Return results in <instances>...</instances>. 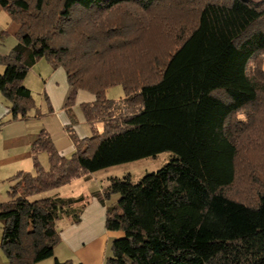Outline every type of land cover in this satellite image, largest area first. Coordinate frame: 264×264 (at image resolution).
Instances as JSON below:
<instances>
[{
    "label": "trees",
    "instance_id": "obj_1",
    "mask_svg": "<svg viewBox=\"0 0 264 264\" xmlns=\"http://www.w3.org/2000/svg\"><path fill=\"white\" fill-rule=\"evenodd\" d=\"M0 8L18 25L17 44L0 55L8 109L0 126L28 120L34 103L23 83L41 59L64 70L68 112L78 91L94 96L81 105L92 136L78 140L72 119L66 127L71 157L41 130L34 173L9 179L0 203L8 264H81L54 250L57 222L80 223L84 198H31L164 152L174 158L157 172L111 178L93 195L101 204L119 196L105 209V230L121 236L104 264H264V0H0ZM117 85L123 98L106 99Z\"/></svg>",
    "mask_w": 264,
    "mask_h": 264
},
{
    "label": "rangeland",
    "instance_id": "obj_2",
    "mask_svg": "<svg viewBox=\"0 0 264 264\" xmlns=\"http://www.w3.org/2000/svg\"><path fill=\"white\" fill-rule=\"evenodd\" d=\"M259 2L261 0H250ZM12 23L8 15L2 10L0 11V32L7 28V25ZM165 41V39H161ZM151 39L145 42L149 48L154 46L150 44ZM17 44L15 35H9L7 32L0 36V55H6ZM155 47V46H154ZM264 68V66H263ZM24 87L31 91L34 109L28 113V121L38 129L45 130L51 137L55 149L63 156L69 158L75 152V146L66 132V127H70V120L73 123V133L78 140L89 138L92 136L91 128L86 124L81 105L94 101V96L88 91L80 90L77 92L70 110H66L65 105L69 96V86L66 80L65 72L62 68L52 69L50 64L41 59L30 68L24 80ZM123 89L120 85L110 87L105 91V98L108 100H119L123 98ZM36 114L38 115L36 118ZM96 129L102 132V125L97 124ZM174 155L170 152H164L158 155L155 159H142L132 163H127L119 166L109 167L92 174H88L74 182L60 187L59 189L48 191L46 193L34 196L32 201L46 198L49 193H59L62 198H77L83 197L86 208L81 215V221L78 224L72 223L69 219H62L57 222V231L60 239L63 241L61 252L67 253V256L72 257V254L88 245H93L99 240V237L106 233L105 230V209L106 207L115 204L119 196L112 195L104 204L99 203L93 195L101 193L102 189L108 185L111 178L122 179L130 176L133 182H138L147 174L155 173L167 163H169ZM41 166L47 170L48 158L45 153L39 155L38 158ZM33 169V168H32ZM33 171V170H32ZM34 173V172H33ZM118 237L121 233H117ZM116 237H110L106 241L105 258L111 256V244ZM65 242L67 245L65 246ZM0 256L4 263L5 260L2 251ZM69 257V258H70ZM49 261V262H48ZM53 259L43 261L50 263Z\"/></svg>",
    "mask_w": 264,
    "mask_h": 264
},
{
    "label": "crops",
    "instance_id": "obj_3",
    "mask_svg": "<svg viewBox=\"0 0 264 264\" xmlns=\"http://www.w3.org/2000/svg\"><path fill=\"white\" fill-rule=\"evenodd\" d=\"M0 11H2L1 8ZM17 30L18 25L12 22L9 23L7 25V28L5 30H2L1 32H7L9 35H15ZM3 72L4 67L0 65V74H2ZM7 111V104L0 95V120L6 118ZM38 133V129L34 127L28 120L6 123L0 126V203L8 201L7 192L9 190V187L11 186V183L8 181L11 177L16 175L18 172H34V169H32L33 165L30 149L33 142L37 139ZM53 196L60 197V194L56 192L48 194V197ZM116 236L118 237L117 233H109L106 231V233L101 235V237H99V240L97 242H94L93 245L90 244L76 250L72 254L73 258L67 256V253L64 254V252H61L62 249L60 247L62 246L63 241L60 239V243L54 250V258H56L60 262L72 261L73 263L81 264H104V261L106 259V241L108 240V238ZM66 245L67 243L65 242V246ZM48 262H40L37 264H53V261L50 263ZM0 264H6V262L4 263V261H2L1 256Z\"/></svg>",
    "mask_w": 264,
    "mask_h": 264
}]
</instances>
